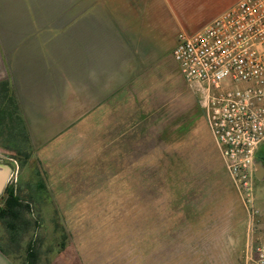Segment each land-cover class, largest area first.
Returning a JSON list of instances; mask_svg holds the SVG:
<instances>
[{"label": "rangeland", "instance_id": "rangeland-1", "mask_svg": "<svg viewBox=\"0 0 264 264\" xmlns=\"http://www.w3.org/2000/svg\"><path fill=\"white\" fill-rule=\"evenodd\" d=\"M172 33L158 68L114 80L112 95H98L113 105V138L105 127L95 138H57L44 159L31 142L21 148L26 159L14 140H0V174L8 173L0 207L9 187L30 202L22 245L34 244L39 264L66 246L74 264H250L241 249L245 224L240 231L248 208L223 166L201 92L181 80L170 57ZM258 158L264 170V153ZM56 170L66 175H55L59 189L49 190L48 171ZM253 203L262 236L264 172ZM24 256L22 249L15 262Z\"/></svg>", "mask_w": 264, "mask_h": 264}, {"label": "crops", "instance_id": "crops-1", "mask_svg": "<svg viewBox=\"0 0 264 264\" xmlns=\"http://www.w3.org/2000/svg\"><path fill=\"white\" fill-rule=\"evenodd\" d=\"M239 1L0 0V82L9 83L31 145L43 149L39 158L57 138H95L99 127L113 138V105L98 102V95H112L114 80L142 78L139 72L158 68L168 32L172 57L179 34L201 30ZM48 174L54 180L47 189H59L54 176L66 174ZM242 224L247 256L262 236L248 214ZM75 260L66 246L40 264ZM0 264L17 263L0 251Z\"/></svg>", "mask_w": 264, "mask_h": 264}, {"label": "built area", "instance_id": "built-area-1", "mask_svg": "<svg viewBox=\"0 0 264 264\" xmlns=\"http://www.w3.org/2000/svg\"><path fill=\"white\" fill-rule=\"evenodd\" d=\"M172 57L184 82L201 92L205 121L254 227L264 153V0H240L201 30L179 34ZM261 229L262 239L247 251L250 264H264Z\"/></svg>", "mask_w": 264, "mask_h": 264}, {"label": "trees", "instance_id": "trees-1", "mask_svg": "<svg viewBox=\"0 0 264 264\" xmlns=\"http://www.w3.org/2000/svg\"><path fill=\"white\" fill-rule=\"evenodd\" d=\"M14 140L15 152L28 159V152L21 149L30 145L29 134L22 118L19 105L7 81L0 82V140ZM39 189V184L36 185ZM6 198L3 207H0V228L4 230L5 237L0 239V251L15 261L22 250L24 234L30 228V221L26 218L29 213V201L22 199L20 193L13 188L5 189ZM32 200V199H29ZM64 248L63 245L60 246ZM22 264H39V254L30 241L24 251Z\"/></svg>", "mask_w": 264, "mask_h": 264}, {"label": "water", "instance_id": "water-1", "mask_svg": "<svg viewBox=\"0 0 264 264\" xmlns=\"http://www.w3.org/2000/svg\"><path fill=\"white\" fill-rule=\"evenodd\" d=\"M0 168H2V166H0ZM263 172H264L263 168H261V167H259L257 165V172H256V178H257V180H261V178L263 177ZM7 177H8L7 171H3L0 174V193L4 189V186H5V182H6Z\"/></svg>", "mask_w": 264, "mask_h": 264}]
</instances>
